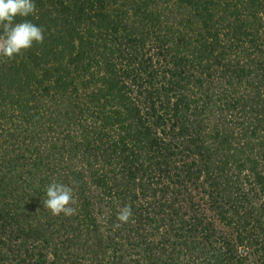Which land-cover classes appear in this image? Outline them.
I'll list each match as a JSON object with an SVG mask.
<instances>
[{"label": "trees", "instance_id": "1", "mask_svg": "<svg viewBox=\"0 0 264 264\" xmlns=\"http://www.w3.org/2000/svg\"><path fill=\"white\" fill-rule=\"evenodd\" d=\"M34 3L43 43L0 56V264H264V0Z\"/></svg>", "mask_w": 264, "mask_h": 264}, {"label": "clouds", "instance_id": "2", "mask_svg": "<svg viewBox=\"0 0 264 264\" xmlns=\"http://www.w3.org/2000/svg\"><path fill=\"white\" fill-rule=\"evenodd\" d=\"M37 12L34 0H0V56L7 59L30 49L33 44L44 40V29L27 19L15 22L17 17L26 18ZM52 215L70 217L77 213L73 188L59 182H51L45 188V198L41 201ZM133 213L130 205L119 208L115 228L128 223Z\"/></svg>", "mask_w": 264, "mask_h": 264}]
</instances>
